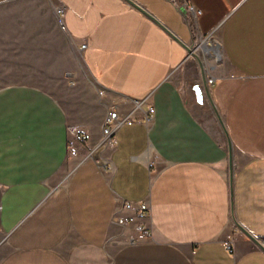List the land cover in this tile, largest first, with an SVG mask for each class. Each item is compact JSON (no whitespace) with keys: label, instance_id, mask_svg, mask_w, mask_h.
Segmentation results:
<instances>
[{"label":"crops","instance_id":"1","mask_svg":"<svg viewBox=\"0 0 264 264\" xmlns=\"http://www.w3.org/2000/svg\"><path fill=\"white\" fill-rule=\"evenodd\" d=\"M132 1L0 0V264H264V0Z\"/></svg>","mask_w":264,"mask_h":264},{"label":"built area","instance_id":"2","mask_svg":"<svg viewBox=\"0 0 264 264\" xmlns=\"http://www.w3.org/2000/svg\"><path fill=\"white\" fill-rule=\"evenodd\" d=\"M173 3H176L178 6V9L181 10L183 13L187 14H194L196 16H199L202 14L199 9L194 7L192 4L189 3L188 0H171ZM66 7L65 5L58 6L55 10L56 17L58 18V25L63 30L65 29L64 24V18L63 14ZM215 40L213 36H207L205 39L202 40V43L205 42L206 45L211 46L212 41ZM86 45H82V48H85ZM195 48H197V45L194 44L190 47H188L189 54H193ZM214 81V78L209 76L208 78V84L212 83ZM99 94H102V92H99ZM135 103L139 105L141 102L135 100ZM155 111V108L153 106L149 105L148 111L145 113V116L143 119L145 121H150V116ZM138 122H141V119H138ZM104 124L102 126L101 134H103L104 139L102 140L101 147L102 149H107V146H110L115 143V131L118 129V127L122 124H132L135 119H131L128 115L125 116L120 113V110L117 107H111L108 109L106 114L103 118ZM69 133L72 136L71 139H68L67 142V148L69 149L68 155H74L76 156L78 151L77 148H75V143L81 142V141H89L91 139V134L86 132V130L82 127H70ZM96 147L91 149V152H89V155L93 154ZM99 161H103L104 168H109L110 165L107 163V160L105 158L96 157ZM114 216L116 223L123 225L128 224H134L135 225V231H138L140 235L149 237L151 235L150 232L147 230L149 229L148 223H146V220L149 218L150 215V208L148 206V202L146 200H136V201H128L124 200L123 204L114 210ZM234 229H237V224L235 223L232 225ZM233 236L229 235L228 239L224 242V246H226L228 249L233 250L232 246Z\"/></svg>","mask_w":264,"mask_h":264},{"label":"water","instance_id":"3","mask_svg":"<svg viewBox=\"0 0 264 264\" xmlns=\"http://www.w3.org/2000/svg\"><path fill=\"white\" fill-rule=\"evenodd\" d=\"M130 2H132L138 9H140V10H143V8L141 7V6H139V5H137L136 3H134L132 0H129ZM143 11H145V10H143ZM206 43L205 42H203V44L202 45H200V47H201V49H205V45ZM204 80V82H205V78H203ZM216 108V107H215ZM214 108V109H215ZM215 112H216V109H215ZM216 115H217V112H216ZM254 242H256L258 245H260L261 247H263L264 248V245H262L260 242H259V240L257 239V238H253L252 239Z\"/></svg>","mask_w":264,"mask_h":264},{"label":"bare ground","instance_id":"4","mask_svg":"<svg viewBox=\"0 0 264 264\" xmlns=\"http://www.w3.org/2000/svg\"><path fill=\"white\" fill-rule=\"evenodd\" d=\"M216 40V39H215ZM213 40V41H215ZM217 41V40H216ZM218 44L217 43H211V46H217Z\"/></svg>","mask_w":264,"mask_h":264},{"label":"rangeland","instance_id":"5","mask_svg":"<svg viewBox=\"0 0 264 264\" xmlns=\"http://www.w3.org/2000/svg\"><path fill=\"white\" fill-rule=\"evenodd\" d=\"M197 49V51H199L200 50V46H199V44L197 45V48H195V50ZM192 95V94H191ZM193 96V95H192ZM191 96V97H192Z\"/></svg>","mask_w":264,"mask_h":264}]
</instances>
